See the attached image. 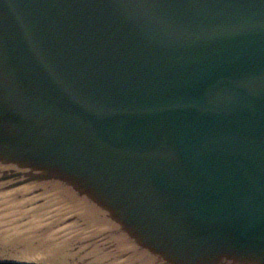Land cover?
I'll use <instances>...</instances> for the list:
<instances>
[{"label":"water","instance_id":"water-1","mask_svg":"<svg viewBox=\"0 0 264 264\" xmlns=\"http://www.w3.org/2000/svg\"><path fill=\"white\" fill-rule=\"evenodd\" d=\"M11 247L264 264V0H0Z\"/></svg>","mask_w":264,"mask_h":264},{"label":"bare ground","instance_id":"bare-ground-1","mask_svg":"<svg viewBox=\"0 0 264 264\" xmlns=\"http://www.w3.org/2000/svg\"><path fill=\"white\" fill-rule=\"evenodd\" d=\"M44 254L43 253L38 254V252H35V250L20 251L19 248L11 247L8 249L0 250V260L10 259L15 262H23V263L65 264L63 260H60L61 255H56L51 259L50 257Z\"/></svg>","mask_w":264,"mask_h":264},{"label":"flooded vegetation","instance_id":"flooded-vegetation-1","mask_svg":"<svg viewBox=\"0 0 264 264\" xmlns=\"http://www.w3.org/2000/svg\"><path fill=\"white\" fill-rule=\"evenodd\" d=\"M0 264H11V263L0 261Z\"/></svg>","mask_w":264,"mask_h":264},{"label":"rangeland","instance_id":"rangeland-1","mask_svg":"<svg viewBox=\"0 0 264 264\" xmlns=\"http://www.w3.org/2000/svg\"><path fill=\"white\" fill-rule=\"evenodd\" d=\"M40 258H43V257H40ZM37 264V263H36Z\"/></svg>","mask_w":264,"mask_h":264}]
</instances>
